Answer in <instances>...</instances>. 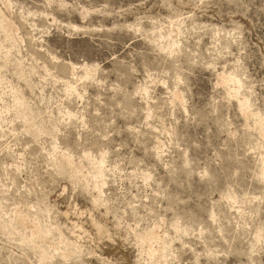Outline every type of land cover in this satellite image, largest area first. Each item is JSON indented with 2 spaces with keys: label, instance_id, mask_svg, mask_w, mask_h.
<instances>
[{
  "label": "rangeland",
  "instance_id": "1",
  "mask_svg": "<svg viewBox=\"0 0 264 264\" xmlns=\"http://www.w3.org/2000/svg\"><path fill=\"white\" fill-rule=\"evenodd\" d=\"M0 264H264V0H0Z\"/></svg>",
  "mask_w": 264,
  "mask_h": 264
}]
</instances>
